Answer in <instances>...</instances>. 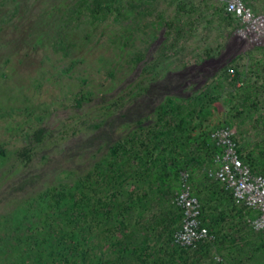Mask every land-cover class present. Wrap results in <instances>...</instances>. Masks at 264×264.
I'll return each mask as SVG.
<instances>
[{
	"label": "rangeland",
	"instance_id": "374dc122",
	"mask_svg": "<svg viewBox=\"0 0 264 264\" xmlns=\"http://www.w3.org/2000/svg\"><path fill=\"white\" fill-rule=\"evenodd\" d=\"M98 1L100 12L96 0H0V264H25L27 246V264L37 255L55 264L58 249L45 240L13 239L28 228L49 238L50 224L66 239L77 225L87 230L58 264H264L250 211L214 198L213 160L180 148L192 128L234 126L264 174V45L240 39L216 0ZM245 1L264 13V0ZM186 69L193 75L181 76ZM173 159L189 169L217 236L185 252L172 242L182 220ZM50 188L92 196L83 212L114 192L112 214L54 221L40 195Z\"/></svg>",
	"mask_w": 264,
	"mask_h": 264
},
{
	"label": "built area",
	"instance_id": "2783aa9c",
	"mask_svg": "<svg viewBox=\"0 0 264 264\" xmlns=\"http://www.w3.org/2000/svg\"><path fill=\"white\" fill-rule=\"evenodd\" d=\"M223 12L236 21L239 38L257 45H264V13L255 12L245 0H216ZM234 74L233 68L227 69ZM216 151L213 168L208 175L231 195L233 203L250 211L247 220L251 227L264 234V174L256 172L242 157L237 143V129L220 125L210 132ZM174 203L181 209L182 220L173 234V245L189 250L206 242H214L216 234L203 221L202 204L193 193L191 173L188 168L179 172V188Z\"/></svg>",
	"mask_w": 264,
	"mask_h": 264
},
{
	"label": "trees",
	"instance_id": "16d2710c",
	"mask_svg": "<svg viewBox=\"0 0 264 264\" xmlns=\"http://www.w3.org/2000/svg\"><path fill=\"white\" fill-rule=\"evenodd\" d=\"M93 4H94V6L91 9L92 12H100L103 10V7L100 6V2L98 0H96V2H94ZM228 16H230V15H228ZM206 69L207 68H204V69H201L200 71L203 72V70L205 71ZM193 73L194 72L192 70L186 69L183 73H180V75L182 74L183 77L188 78L191 75H193ZM151 102H152V100H149L146 103V105L149 106ZM128 112L129 111H127L125 114H123V116L122 115L121 116L125 117V118L128 117ZM137 126H139V125H137ZM139 130H140V128L136 129L132 133V135H131L132 141L138 139L139 136H141V132H139ZM210 132H211V130L210 131L209 130H203L200 133H198L197 135H192V134L187 135L185 140H184V145H181L180 148L184 149L187 147H192L191 148L192 151L201 152L203 154V158L205 159V161H208V159L212 160L213 155L216 151V147H215L213 141L210 139ZM40 133L42 134V131H40ZM180 143H182V142H180ZM125 147L126 146L122 145V148L126 149ZM196 148L199 151L195 150ZM114 150H116V147H114ZM240 152H241V150H240ZM0 155H4V152L2 150H0ZM241 155H242V157H244L242 152H241ZM172 162L176 165L175 167H177V168L179 167V164L177 163L176 159H173ZM248 162H250V161H248ZM182 168H187V167L186 166L181 167V168L179 167L178 171L180 172V170ZM223 191H224V189H223ZM94 192H97V190L94 189ZM113 193L108 194V198L99 197V200L96 204L90 203V205L88 206V210L86 212H83L80 210L79 204H80V201H82V202L83 201H90L92 199V196H89L87 194L82 195V197L79 199H75V194L70 190L66 191L65 188H50L47 191L41 193L40 195H42V198L49 197V199L52 201V204H53L52 207L55 208V210H57V212H56L57 214L55 215L56 220H54V221L64 219L62 217V215H66V217L68 219H71L72 217L74 218L71 221L77 222L80 219H85V221H86L87 219H89L90 215L91 216L93 215V217H95V215H97L95 213H97V212H98V214H101L102 217H103V215H108V214H106L107 212L109 214H112L111 209L114 207V202H113V198H112ZM227 196L231 198V195L228 193H227ZM83 204H85V203H83ZM93 204H95V205H93ZM59 211L62 212L60 215L58 214ZM202 213H203V211H202ZM72 215H74V216H72ZM91 219H92V217H91ZM45 224H46V222H45ZM50 227L51 228H49V230H45L46 235H48L49 238L44 237L42 233H37L36 235L32 234L31 232H30L31 234L27 233L30 230V228H28V229H26V231L25 230L21 231L20 229L13 231L16 234V236H14L13 239L18 240L19 243L17 245H19V246H21V242L24 241V243L27 242L26 245L32 244L33 247H36V245H41L43 243V240H45V242L49 243V246H47V247L52 248V249L54 247H56L58 249L59 256L61 257L59 260L52 254L54 250H50V252H49L50 253L49 255H53V261H56L55 264L62 262L63 258L65 256L68 257V255L65 253L66 250H68V247L74 246L75 244H78V243L81 244V242L86 239V231L87 230L84 229L83 226H81V228H79V225H77L74 230L68 231V233H67L68 239L63 237L62 234H59L58 233L59 230L52 228V227H54V224H52V225L50 224ZM86 227H88V226H85V228ZM24 234H27V235L23 236ZM104 236H105V234L102 235L103 238H104ZM29 238L32 241H29ZM28 241H29V243H28ZM202 246L203 245H201V247ZM180 250L185 252L184 249H180ZM33 252H34V249L31 248V250H30V248L27 246L25 250L22 249V251H19L18 254L20 256L22 255L21 260L24 261L25 264H27V261L32 257ZM39 257H40V255L36 256V258H38V263L43 264L44 261L43 262L40 261ZM64 259H66V258H64ZM45 261H47V260H45Z\"/></svg>",
	"mask_w": 264,
	"mask_h": 264
},
{
	"label": "crops",
	"instance_id": "0c3cea01",
	"mask_svg": "<svg viewBox=\"0 0 264 264\" xmlns=\"http://www.w3.org/2000/svg\"><path fill=\"white\" fill-rule=\"evenodd\" d=\"M195 128H192V129H190V131H191V134L193 135V134H196V133H198L197 132V130H194ZM242 152V151H241ZM252 164V163H251ZM220 186V187H219ZM219 188H211L210 189V192H211V194L214 196V198L215 197H219L220 199H222V200H224L225 199V197L227 196V192H224L223 191V189H222V186L219 184ZM211 186H208V188H210ZM228 199H230V198H228ZM211 225V224H210Z\"/></svg>",
	"mask_w": 264,
	"mask_h": 264
},
{
	"label": "flooded vegetation",
	"instance_id": "af4514ba",
	"mask_svg": "<svg viewBox=\"0 0 264 264\" xmlns=\"http://www.w3.org/2000/svg\"><path fill=\"white\" fill-rule=\"evenodd\" d=\"M200 66H201L202 69H204V67H206L205 64H202V65H200ZM193 68H194V67H193Z\"/></svg>",
	"mask_w": 264,
	"mask_h": 264
}]
</instances>
